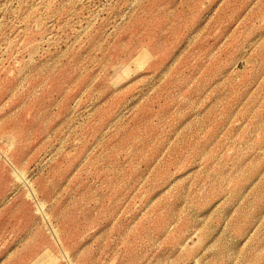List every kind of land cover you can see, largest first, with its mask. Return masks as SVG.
Instances as JSON below:
<instances>
[{
  "label": "rangeland",
  "instance_id": "obj_1",
  "mask_svg": "<svg viewBox=\"0 0 264 264\" xmlns=\"http://www.w3.org/2000/svg\"><path fill=\"white\" fill-rule=\"evenodd\" d=\"M0 264H264V0H0Z\"/></svg>",
  "mask_w": 264,
  "mask_h": 264
}]
</instances>
